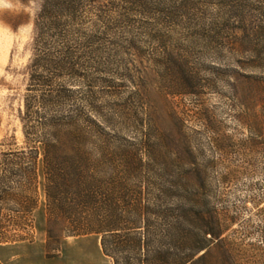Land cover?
Instances as JSON below:
<instances>
[{
  "label": "rangeland",
  "instance_id": "obj_1",
  "mask_svg": "<svg viewBox=\"0 0 264 264\" xmlns=\"http://www.w3.org/2000/svg\"><path fill=\"white\" fill-rule=\"evenodd\" d=\"M219 1L203 19L182 17L167 27L166 46L142 37L139 50H127L114 70L129 78L111 77L124 87L109 101L115 136L155 184L150 196L172 189L179 196L170 203L192 208L211 227L220 219L221 236L198 264H264V68H257L264 0H224L222 18ZM41 6L0 0V169L3 153L24 145L21 114ZM31 222L25 241L0 244V264H113L98 236L68 237L47 253L42 188Z\"/></svg>",
  "mask_w": 264,
  "mask_h": 264
},
{
  "label": "trees",
  "instance_id": "obj_2",
  "mask_svg": "<svg viewBox=\"0 0 264 264\" xmlns=\"http://www.w3.org/2000/svg\"><path fill=\"white\" fill-rule=\"evenodd\" d=\"M213 1L42 0L21 114L24 145L4 152L0 169V244L26 240L42 188L47 253L68 237L98 236L113 264H198L206 257L197 259L221 236L220 219L211 227L192 208L170 203L179 196L172 189L150 196L155 184L115 136L109 99L124 87L111 77L129 78L114 70L127 50H139L142 37L166 46L167 27L182 17L203 19ZM216 4L222 18L225 1ZM10 201L14 207L4 206Z\"/></svg>",
  "mask_w": 264,
  "mask_h": 264
}]
</instances>
